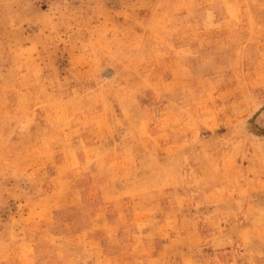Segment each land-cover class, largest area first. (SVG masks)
<instances>
[{"label": "rangeland", "instance_id": "1", "mask_svg": "<svg viewBox=\"0 0 264 264\" xmlns=\"http://www.w3.org/2000/svg\"><path fill=\"white\" fill-rule=\"evenodd\" d=\"M0 264H264V0H0Z\"/></svg>", "mask_w": 264, "mask_h": 264}, {"label": "bare ground", "instance_id": "2", "mask_svg": "<svg viewBox=\"0 0 264 264\" xmlns=\"http://www.w3.org/2000/svg\"><path fill=\"white\" fill-rule=\"evenodd\" d=\"M49 99V98H48ZM98 119V118H97Z\"/></svg>", "mask_w": 264, "mask_h": 264}]
</instances>
